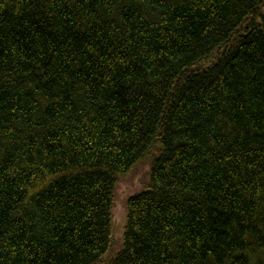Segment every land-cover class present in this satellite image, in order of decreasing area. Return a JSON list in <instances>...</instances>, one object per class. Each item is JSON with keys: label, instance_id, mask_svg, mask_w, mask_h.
I'll list each match as a JSON object with an SVG mask.
<instances>
[{"label": "trees", "instance_id": "obj_1", "mask_svg": "<svg viewBox=\"0 0 264 264\" xmlns=\"http://www.w3.org/2000/svg\"><path fill=\"white\" fill-rule=\"evenodd\" d=\"M263 252L264 0H0V264Z\"/></svg>", "mask_w": 264, "mask_h": 264}, {"label": "rangeland", "instance_id": "obj_2", "mask_svg": "<svg viewBox=\"0 0 264 264\" xmlns=\"http://www.w3.org/2000/svg\"><path fill=\"white\" fill-rule=\"evenodd\" d=\"M149 163L142 161L138 163L130 173L123 179L117 188V201L114 210V242H118L120 235V225L123 221L124 215V202L126 197L138 192L144 187L146 176L148 172ZM259 259L264 261V252L260 255ZM257 260L253 259L251 264H257Z\"/></svg>", "mask_w": 264, "mask_h": 264}]
</instances>
